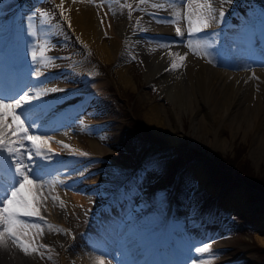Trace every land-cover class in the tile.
<instances>
[{"label": "rangeland", "instance_id": "374dc122", "mask_svg": "<svg viewBox=\"0 0 264 264\" xmlns=\"http://www.w3.org/2000/svg\"><path fill=\"white\" fill-rule=\"evenodd\" d=\"M22 1L0 0V35L12 36L13 31L12 38L14 42L30 45L29 48H22L20 44L17 47L18 53L13 50L15 58L20 63L23 71L27 67L26 71L30 74L29 79L36 78L37 75L33 69L36 68L37 64L42 73L47 69L56 67L64 75L71 68V70L77 72L80 80L85 79L88 84L89 82L101 84L98 85L99 87L94 88L97 90L93 95V100H91L93 104L89 106V112L88 109L84 112L78 111L72 116H69L67 112L65 116L60 115V124L46 121L45 116L49 113H46V108L41 109L39 115H35V119L32 118L39 125V127L32 128V133L46 132L52 138L48 146L54 153L48 160L35 159L34 166L43 168L46 172L48 171L46 179L56 182L42 189L43 197L39 205V213L43 220L34 219L29 221V223L41 226L39 230L32 229L35 237L40 242H43L45 237L47 239L56 238L55 246H58L56 256L62 259L61 264H98L96 258L103 255L95 249L92 244L95 241L92 240L101 238L107 239L111 244V254L116 258L117 264H147V262L160 264V259L163 262L162 264H167L168 261H172L171 257H174L178 264H188L189 261H191V264H264V244L261 242V240H264V148L258 146L264 143V127L259 125L260 128L253 133L250 130L251 122L249 120L246 122L243 119L244 117H239L241 122L238 124L237 132H234L235 129L232 130V125L228 124L232 117L228 120L225 119L226 124L222 125L224 128L208 118L206 120L210 121L207 125H210L211 129L215 128V135L224 140L222 147L214 144L211 133L206 132L204 134L201 127L196 121H192L186 110H180L179 113L178 109L172 106L171 95L167 91L169 86L166 81L162 82L163 84L161 83L159 88L158 85L147 82V79L144 78V72L147 69L146 64L148 66L149 64L144 61L139 51L140 48L137 46L138 42H136V46L134 42L130 43L132 52H125L121 55L122 58H119V54L116 56V59L124 60L128 65L129 70L127 72L134 83L131 89L127 85V87L123 85L115 73V60L110 62L100 61L94 50L85 47L82 41L77 38L78 33L74 26H68L73 16L72 11L69 10L70 5L64 4V8L67 6L64 10L54 0H34L29 5L31 9L27 13L34 9L36 13H38L37 10L41 13L43 11L47 12L48 16L44 17L46 21H43V23L41 20L33 19L34 25L36 24V34L32 36L28 34L32 30V28H29L28 21L25 22L20 18L21 15L26 14L19 12ZM251 1L253 3L251 12L245 14V18L236 19L237 25L233 27L236 28L233 29L235 33H238L237 30L239 29L248 32L252 30L246 21L247 17L251 18L253 24H256L257 16H264V0ZM126 2L130 5H127ZM140 4V0H120L118 11H122V14L125 11L130 13V11L137 9ZM62 9L63 15H61ZM50 12H53L52 15L56 16L54 18L62 21L70 33V36L65 37L63 41L52 37L54 34L52 23L48 22L50 21ZM112 20L113 22L118 20L113 13ZM64 22L66 23L64 24ZM204 34H209V31L197 34L193 38L201 39L202 36H205ZM222 37L224 40L228 39L226 35ZM176 41L182 44L187 43L186 38L168 39V42ZM41 42L45 44L47 42L46 45L44 44L46 47L41 46L44 51L53 52L54 49L53 53H55L56 49L60 50L59 53L58 51L55 53L59 56L56 58L57 62L54 65L44 64L45 62L41 58L39 50L40 45L43 44ZM168 42L166 41V44ZM245 43L248 45L247 42L243 41L242 46L246 48V51L248 49ZM12 47L16 49V46ZM170 49V58L167 62L176 59L174 54L178 53V47L174 46ZM33 50L37 54L36 64L33 63L31 57ZM49 52L48 55H51ZM214 53L217 62L224 60V58L232 61V56L226 57L224 51L219 50V48ZM241 54L242 59H249L250 56L252 58L256 57V53L252 51ZM46 55L47 53L44 57ZM50 57L49 59H52ZM166 67L170 68L169 65ZM224 68L231 70L226 65ZM181 70L183 71V66H179L180 76ZM39 79L40 81L43 79L39 84L42 92L46 91V95H49L48 93L56 95L52 100L54 104L52 103V106H50V113L56 112L57 109L65 112L68 105L84 98L81 94L69 98L63 97L66 90L71 89L68 84L75 83L76 78L74 79L73 76L64 77V80L62 79L59 83L50 78L47 79L46 76ZM27 82H29L26 83L29 86L21 89L30 90L31 81ZM43 83H45L44 86H42ZM166 84L167 86H165ZM53 89L56 91H52ZM250 89L248 87L244 90V97L252 105L250 106L253 110L256 105L253 101V89ZM1 90L4 91L3 87H1ZM6 102L12 103L14 101ZM149 104L159 106L161 110L159 111L160 115L157 114V116L159 123H161L157 122V124L167 125L172 130L171 132L164 130L163 127L161 129L156 128L155 125L157 124L153 126L152 123H148L145 115L148 114L146 112ZM198 105L200 106V104ZM176 113H179V115H176ZM97 119L98 121L108 120H105L107 122H103L104 124L91 125V122L97 121ZM32 120H29L28 123H32ZM50 123H53L51 129L48 128L51 126ZM5 139L8 140L9 136L6 135ZM91 139L93 142L98 140L95 143L102 148L99 153L112 154L110 164H113V166L105 168L106 171L112 174L111 176L102 177V172L97 170L101 164L89 160L88 157H82L83 154L81 153L91 155L93 151L96 152L94 148L90 147V144L93 143ZM144 141L146 143H142ZM151 143H154V146L159 149H164L166 153L159 156L157 151L152 149L155 147L151 148ZM50 145L53 146L50 147ZM65 145L69 147H65ZM54 160H58V162L54 163ZM134 163L137 165L139 172L143 173V185L140 187L142 189H138L135 195L132 196H136L135 200L128 201L130 198L128 193L124 194L122 190L120 192V189L130 185L134 182V179L132 182L127 180L130 181V183L127 182V185L123 183L118 189V194L114 198H109L108 196L112 195L123 181L121 173L131 174L130 172H133L131 169H123L122 164L130 166ZM182 170L185 171L192 183L198 185L197 188L184 190L185 187L183 189L180 187L178 180ZM68 179L71 181H68ZM65 180L67 181L63 182ZM147 190H150V192L147 193L148 199L145 202L149 205L147 204L141 209H146L148 206H152V209L140 216L130 213L129 223L123 225L125 229L121 225V217L124 214L119 217L117 215L120 213L119 207L112 209V207L110 208L111 203L114 202L115 198L121 196H127V204L132 203V205H135L138 200H140L139 203H145L142 197H144L143 194ZM58 191H63L65 197L67 196L65 202H59L57 199L60 193ZM129 191H131V188H129ZM73 196H77L78 200L76 201ZM44 197L47 199L45 200ZM53 197L56 199L53 200ZM173 197H175V209L172 213L173 225H170L171 230L169 229V232L171 236H178L179 238L173 239L175 241L171 242L174 248L168 250V247L164 245L160 248L161 253L158 254L156 251V255H154L155 249L153 246L142 251L147 243L144 247L142 246L144 244L130 246L128 243L124 245L127 236L134 237L136 239L135 243H137L139 242L137 239L148 238L149 233L158 232L166 222L171 224L170 210ZM105 200L106 203L110 201L108 208L105 211L101 210L100 217L95 216L93 210L99 208L100 203L105 202ZM125 212L128 213L129 211ZM191 215H198L199 223L193 225L194 230L189 232L190 229L184 230L185 227L181 223L185 224V220ZM174 225L175 229L173 228ZM50 226L63 229V231L56 230L55 234L53 232L51 234ZM104 232L108 235H105ZM186 233H190L192 236L194 234L192 240L199 237L203 243L199 245L195 241L193 243L188 241V234ZM198 233L200 235L197 236ZM2 239L0 246L4 250L6 249V253L11 252L12 255L18 256L17 252L11 250L14 247V249L17 248L16 244L11 243L12 240L7 236ZM7 242L8 244H6ZM204 243L210 245L209 252L198 254L193 251L195 246H201ZM17 250L21 251L20 248H17ZM139 251H142V253H139ZM136 252L138 253L136 254ZM90 255L94 256L95 259L91 260ZM160 255L163 257L159 258ZM63 256H65L64 259Z\"/></svg>", "mask_w": 264, "mask_h": 264}, {"label": "bare ground", "instance_id": "6f19581e", "mask_svg": "<svg viewBox=\"0 0 264 264\" xmlns=\"http://www.w3.org/2000/svg\"><path fill=\"white\" fill-rule=\"evenodd\" d=\"M54 1L58 3L59 4L58 6H61V8H64L63 7L64 4L70 5L69 10L70 12L72 11L73 16L71 17L72 19L70 20L69 24L70 26L73 25L74 29H76L78 33V35L76 34L77 38L80 41H82L85 47L92 48L96 56L99 57L100 61L110 62L115 60L114 62L116 65L115 73L119 77L120 82L125 86L127 85L131 89L133 88L134 83L132 82L131 77L128 75L127 72V70H129L128 65L126 61L118 58L116 59V56L117 54H119V58H122L123 56L121 57V55H123L125 52L127 51L132 52V50H130L131 49L130 43L134 42L136 46L137 45L136 42H138L139 44L137 46H139L140 48L139 51L141 52L144 61L148 62L149 64V66L146 64L147 69L144 72L145 75L144 78L147 79V82H152L154 85H158V87L162 82L164 83L166 81L169 86L167 91L170 92L169 94L171 95L170 97L172 101L171 102L172 106L175 109H178L179 113L180 110L183 111L186 110V112L191 116L192 121L193 122L196 121L198 123L199 127H201L204 134L206 132L211 133L214 140V144H217L218 146L222 147L224 145V140L219 139L215 135L216 133L215 128L211 129L210 125H207V123L210 120L216 122V124L220 125L221 128H224L222 125L226 124L225 119L227 118L228 120L230 119V117H232L233 121L231 118L228 124L232 125L233 128L232 130L235 129L234 132L235 131L237 132L236 129L238 128V124L241 122L239 120H241L242 117H244L243 119L246 120V122L248 120L251 122L250 130L253 131V133H255L256 129L260 127H264V57L263 58L259 57L260 55L264 54V16L263 15L257 16L256 24H253L252 20L249 17L246 18V21L248 22L250 28L252 29L249 32L247 30L239 29L237 30L238 33H235V31H233L234 28L231 29L232 26L230 27L231 24L236 23L233 17H236L239 14H240L239 17H243V18L246 17L245 14H247L246 12L248 8L251 6L250 0H212V4L215 10L217 12L222 10L224 12V17L220 21L213 22L211 28L207 30L209 31V34H204L205 36H202L203 38L201 39L193 38L194 44L197 40H206L210 44L211 51L208 47L207 52L209 53V55L206 58H204L202 55L193 54V52L187 47V43L182 44L180 42L178 43V41L168 42V39L171 40L183 39L181 36L176 34L175 32L176 27H179L181 31L187 35V31H188L187 22L181 20L180 17L177 15L178 12L179 13L184 12L186 8V6H182L180 3H170L169 0H144V2L141 3L140 6L134 11H130V13H128V11L127 12L125 11V13L122 14V11H118V8L120 6V0H54ZM199 2L206 3L207 0H199ZM127 5L130 4L127 3ZM153 5H157V7H153ZM66 7L64 8V10L66 9ZM241 10H243V13H241ZM37 11L38 13H41L39 10ZM109 11L111 14L109 13ZM112 13L116 15L118 20H114L113 22ZM52 14L53 12H50L49 14L50 21L47 20L49 23H52L53 32H54L52 37L53 39H58L63 41L65 40V37L70 36V33L65 28L63 23L60 22V19L54 18L56 16ZM28 17H32L33 19H35L37 17L36 12L30 11L29 13L21 15L20 18H22L23 21L27 22ZM170 18L175 19L176 21H178V23L169 22ZM101 20L104 21L103 24H101ZM65 23L66 22H64V24ZM29 28L30 29L32 28L31 25L29 26ZM71 32L73 33L72 30ZM223 35L228 36V39L224 40L222 37ZM0 36H1L0 50H2L0 55V66H1L0 89L1 87H3L4 92L9 93L13 88L12 85L19 84L20 79L23 77L22 69L20 70V72H18V62L17 59L15 58L13 50H16V52L18 53L17 47L20 44L22 48L23 47L29 48L30 45L23 44L22 42L20 43L18 42V44L17 43L12 44L11 41H13L12 40L13 35L5 37L4 34H2ZM104 37H106L107 39H105ZM166 41L168 42V44H166ZM243 41L245 42L250 41L253 46V49L255 48L260 55L253 59H250L252 58L251 56L249 59L248 58L242 59L241 53L247 51V50L245 51L246 48L242 46ZM44 44L45 43L41 44L40 47L41 46L46 47L45 45L47 44V42L45 45ZM12 46H16V49H13L14 47ZM174 46L178 47L179 54L185 56V60L183 62V71L181 70L182 71L181 76H180L179 67L176 70H168L171 68V63H172V62H167L170 58L169 52L171 50L170 48ZM167 47L169 48L167 49ZM220 47L221 50L223 49L224 55L226 57H228L229 55L232 56L231 57L232 61L231 59L227 60V58H224V60L217 62L214 55L215 54L214 51H217L218 48L220 50ZM39 50L41 56V51L43 50L42 47ZM55 51L56 52L58 51L59 53L60 50L56 49ZM48 52L43 50V57L41 58L46 64L54 65V63L57 62V59L47 58ZM46 53L47 55L45 57L47 59H45L44 57ZM168 65L170 68L166 67ZM225 65L229 66L231 70L225 69L224 68ZM12 66L15 68L14 72L10 70ZM56 69H57L56 67L47 69V71L43 72V74L40 75L39 78L41 77L44 78L45 76H50L51 74H53L54 81L58 83L61 82L63 78L61 79L58 78V76H56L55 74V72H57ZM76 74L77 72L73 70L66 73L67 76L72 75L75 78L77 76ZM67 76L64 75V77ZM36 79L37 76L36 78L33 77L31 79H28V81H31L33 87L32 91H38V87L40 86L39 84H41V81L43 80L42 79L40 81V79L39 80ZM26 83L29 82H27L26 80L24 84ZM80 83L77 86L71 87V89L66 90L65 92L66 95L67 94L88 95L93 92V88L99 87L98 85L100 84V83L99 84L96 83L80 84ZM165 86H167V84ZM248 87L253 89V93H254L253 101L255 102L256 107L253 108V110L251 108L252 105L249 104V102L244 97L245 96L244 90H246V88ZM48 94L49 95H44L41 101H38V102H42V105L45 106V108H51L50 105L52 103V100L56 97V95H51L50 93ZM198 104H200V106ZM45 108L41 107L42 110ZM160 110L161 109L159 108V106L157 107L155 104L148 105V110L146 112L148 114L145 115L148 120V123L149 122L152 123L153 126L154 124H157V122L159 123L157 114L160 115L159 113ZM65 112L61 111V109L59 110L57 109L56 112L49 113L45 116L46 121L58 122V118L61 117L60 115L65 116L67 114V112L66 113ZM46 113H48V110H46ZM179 113L178 114L176 113V115H179ZM239 117L241 118L239 119ZM208 118L210 119L209 121L206 120ZM52 126L53 125L49 126L48 128L51 129ZM155 127L159 129L163 127L164 130L167 131L169 130V132L172 131L167 125L162 126L157 124L155 125ZM91 142H93L92 139ZM93 143L90 144V147L94 148L95 151L101 152L102 148L99 147L100 145L98 146L96 143L95 144ZM52 146L53 145H50V147ZM258 146L264 148V143ZM109 156L112 157V154L109 153ZM57 162L58 160H54V163ZM66 181L67 180L63 182ZM68 181L71 180L68 179ZM182 181L188 182V178L186 176L184 177L182 176ZM129 188H131V184L130 186L128 185L123 189H120V192L122 190V193L129 194ZM32 190L34 189H32L31 186H28L25 189L26 193H29L30 199H31L30 191ZM61 192L62 194H60ZM61 192L59 193L57 199L59 200V202H65L64 200H67L66 199L67 196L65 197L63 191ZM149 192L150 190L144 192L143 194L144 197H142L144 202L146 199H148L147 195L149 194ZM73 198L76 201L78 200L77 196H73ZM122 198L124 197L123 196L117 197L113 200L114 202L111 201L113 203H111L110 208L112 207V209H116L119 207L120 209V206L122 207V204H120ZM139 202L140 200L137 201V204L135 205L131 204L129 207H127L128 208L127 211L129 212L128 213L126 212L124 216L121 217L122 226L127 225L129 223V220L131 219V217L129 216L130 213L136 214L142 207H144V203H139ZM109 204L110 201L107 202L106 204H103L104 206L101 204V206H99L98 209L96 208L93 210L94 211L93 214L97 217H100L101 210L105 209V207L108 208ZM198 221H199L198 215H191L185 220V224L183 223L181 224L182 226L185 227L184 230L190 229L189 232H192L194 230L192 226L196 225V223H199ZM212 222L215 221L212 220ZM64 226L66 225L64 224ZM123 227L125 228V226ZM169 227L170 224L166 222L158 232H154L153 234L149 233L148 234L149 236L147 235L148 238L137 239L139 240V242L137 243H135L136 239L134 237L131 236L130 238L127 236L124 245H127L128 243L130 244V246H137L139 244H144L142 245L144 247L145 243H147L145 249L142 251H145L150 246H153L155 249L154 255H156V251L158 254H160L161 253L160 248L163 247V245L166 244V242L169 243L170 248L172 249L174 247L172 246L171 242L175 241L173 239H179L178 236H171L169 232V229L171 230V227L170 228ZM173 228L175 229V225L173 226ZM55 231H56L55 227L50 228L51 234L52 232L54 233ZM104 234L106 235L107 233L104 232ZM198 235H200V233H198L197 236ZM188 236H187V240L192 243L193 241H195V243H198L199 245L203 243L201 239H199V237L198 238L195 237V240H192L193 236L190 233L188 234ZM21 239H23L25 242L31 243V247L29 248L28 253L26 254L22 250L18 251L19 249L17 250V248L19 247L16 245L17 248L14 249L15 248L14 247L11 250L17 252L18 256L12 255L11 252L10 255V253L9 254L6 253V249L4 250L3 247L0 246V264H61L62 259L56 256L57 247H58L55 246L56 238L47 239L45 237V240H43V242H40L38 238L35 237L33 230L31 229L28 235L21 237ZM10 242L12 243V241ZM261 242L264 244V240H261ZM6 244H8V242ZM92 244L95 247V249L103 255L102 257L98 256L97 257L98 259L96 258V262L98 264L100 260H103V264H117L116 258L111 254L112 253L111 252L112 250L110 249L111 244L107 239H102V238L99 240L96 239L95 242H92ZM140 248L142 247L140 246ZM33 249L36 250L34 251ZM142 251H139V253H142ZM137 253L138 252H136V254ZM64 257L65 256H63V259ZM162 257L163 256L160 255L159 258ZM89 258L91 260L95 259V257L92 255H90ZM171 259L172 261L170 262L168 261L167 264H178L177 260L174 259V257H171ZM159 262L160 264L163 263L161 259L159 260ZM150 263L147 262V264Z\"/></svg>", "mask_w": 264, "mask_h": 264}, {"label": "snow or ice", "instance_id": "6c2138e0", "mask_svg": "<svg viewBox=\"0 0 264 264\" xmlns=\"http://www.w3.org/2000/svg\"><path fill=\"white\" fill-rule=\"evenodd\" d=\"M140 2L143 3L144 0H140ZM169 2L186 6L185 11L178 12L177 15L181 20L187 22V35L179 27H176L175 32L187 39V47L193 54L206 58L209 55L207 48L210 47V44L206 40H197L194 44L193 37L207 32L213 22L222 20L224 12L222 10L217 12L213 7L212 0H207L206 3H200L199 0H169ZM153 7H157V5H153ZM38 15L47 17L48 13L43 12ZM61 15H63V9ZM41 22L43 23V20ZM103 22L101 20V24ZM169 22L178 23L172 18ZM28 23L32 25V30L28 34L34 36L36 31L32 17H28ZM174 55L176 59L172 61L171 68L168 70H176L179 66H183L185 56L179 53ZM31 57L33 63L36 64L35 50L32 51ZM41 57H43V50ZM33 71L36 73L37 79L43 74L38 66ZM43 95H46V91L30 92L28 89H21L15 96L0 95V193H2L0 195V241L7 236L26 254L31 243L25 242L21 237L27 236L31 229L39 230L41 228L40 225L29 223V221L43 220L39 213V205L43 197L42 189L56 183L46 179L48 174L45 169L34 166L35 159L48 160L54 154L48 147L52 138L46 132L36 134L31 131L33 127H39L32 120V114L43 106L42 102H38L41 101ZM29 120H32V123H28ZM6 135L9 136L8 140L5 139ZM65 147L69 146L65 145ZM28 186L34 189L30 191L31 199L29 193L25 191ZM44 199L47 198L44 197ZM55 199L53 197V200ZM58 231H63V229H58ZM193 251L198 254L207 253L210 251V245L204 243L201 246H195ZM99 264H103V260H100ZM188 264H191V261Z\"/></svg>", "mask_w": 264, "mask_h": 264}]
</instances>
